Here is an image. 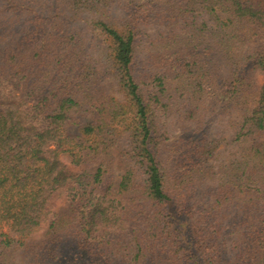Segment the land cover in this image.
Returning a JSON list of instances; mask_svg holds the SVG:
<instances>
[{
    "label": "trees",
    "instance_id": "obj_1",
    "mask_svg": "<svg viewBox=\"0 0 264 264\" xmlns=\"http://www.w3.org/2000/svg\"><path fill=\"white\" fill-rule=\"evenodd\" d=\"M0 264H264V0H0Z\"/></svg>",
    "mask_w": 264,
    "mask_h": 264
},
{
    "label": "rangeland",
    "instance_id": "obj_2",
    "mask_svg": "<svg viewBox=\"0 0 264 264\" xmlns=\"http://www.w3.org/2000/svg\"><path fill=\"white\" fill-rule=\"evenodd\" d=\"M67 133L75 134L76 131L74 130V127L69 126V127H67Z\"/></svg>",
    "mask_w": 264,
    "mask_h": 264
}]
</instances>
